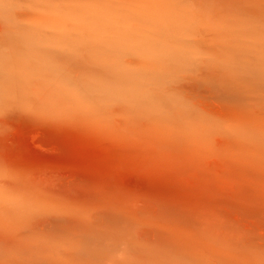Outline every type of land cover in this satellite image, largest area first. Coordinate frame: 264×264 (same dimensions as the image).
<instances>
[{
    "label": "rangeland",
    "instance_id": "rangeland-1",
    "mask_svg": "<svg viewBox=\"0 0 264 264\" xmlns=\"http://www.w3.org/2000/svg\"><path fill=\"white\" fill-rule=\"evenodd\" d=\"M0 264H264V0H0Z\"/></svg>",
    "mask_w": 264,
    "mask_h": 264
}]
</instances>
